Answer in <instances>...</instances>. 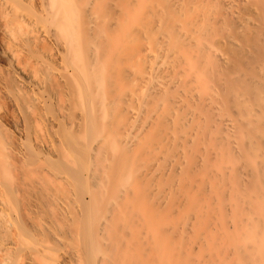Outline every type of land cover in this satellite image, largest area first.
Segmentation results:
<instances>
[{
	"label": "bare ground",
	"instance_id": "1",
	"mask_svg": "<svg viewBox=\"0 0 264 264\" xmlns=\"http://www.w3.org/2000/svg\"><path fill=\"white\" fill-rule=\"evenodd\" d=\"M0 264H264V0H0Z\"/></svg>",
	"mask_w": 264,
	"mask_h": 264
}]
</instances>
